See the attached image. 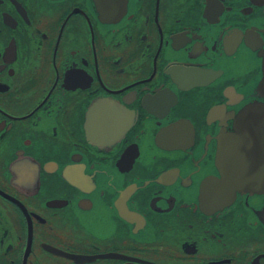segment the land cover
Returning a JSON list of instances; mask_svg holds the SVG:
<instances>
[{"label": "flooded vegetation", "instance_id": "1", "mask_svg": "<svg viewBox=\"0 0 264 264\" xmlns=\"http://www.w3.org/2000/svg\"><path fill=\"white\" fill-rule=\"evenodd\" d=\"M264 0H0V264H264Z\"/></svg>", "mask_w": 264, "mask_h": 264}, {"label": "water", "instance_id": "2", "mask_svg": "<svg viewBox=\"0 0 264 264\" xmlns=\"http://www.w3.org/2000/svg\"><path fill=\"white\" fill-rule=\"evenodd\" d=\"M238 94L241 95V97H264V84L254 83Z\"/></svg>", "mask_w": 264, "mask_h": 264}]
</instances>
